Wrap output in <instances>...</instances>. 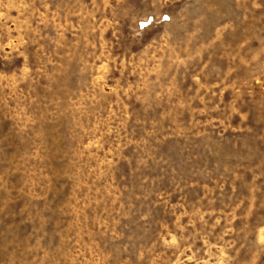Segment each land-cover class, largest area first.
<instances>
[{"label":"rangeland","instance_id":"1","mask_svg":"<svg viewBox=\"0 0 264 264\" xmlns=\"http://www.w3.org/2000/svg\"><path fill=\"white\" fill-rule=\"evenodd\" d=\"M0 264H264V0H0Z\"/></svg>","mask_w":264,"mask_h":264}]
</instances>
